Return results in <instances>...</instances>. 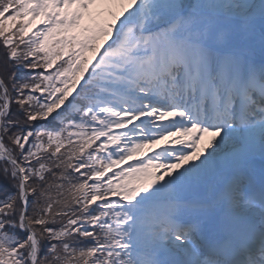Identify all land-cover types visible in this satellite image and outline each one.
Here are the masks:
<instances>
[{
    "label": "snow or ice",
    "instance_id": "6c2138e0",
    "mask_svg": "<svg viewBox=\"0 0 264 264\" xmlns=\"http://www.w3.org/2000/svg\"><path fill=\"white\" fill-rule=\"evenodd\" d=\"M0 264H264V0H0Z\"/></svg>",
    "mask_w": 264,
    "mask_h": 264
},
{
    "label": "rangeland",
    "instance_id": "374dc122",
    "mask_svg": "<svg viewBox=\"0 0 264 264\" xmlns=\"http://www.w3.org/2000/svg\"><path fill=\"white\" fill-rule=\"evenodd\" d=\"M171 119V118H170ZM169 121H165V123H167ZM134 123H138V122H134ZM129 127H131V125H129ZM158 131V129H157ZM114 132H119V130H114ZM177 137V136H175ZM174 136H169L166 140H158V142L156 144H152L149 147L144 148L143 150H141L140 152H138L135 156L131 157L129 160L125 161L124 164L118 165L117 168H115L114 171H117L119 168H127L128 165H133L136 166L138 165L141 161H147V158L149 156H153L155 155L157 152H160L162 149L168 147L169 145H173L174 143H176V138ZM185 142L187 141V137H182ZM205 139H208V137H205ZM114 147V146H111ZM157 148V150H156ZM164 161H157V163H162ZM160 170L157 169V172H159Z\"/></svg>",
    "mask_w": 264,
    "mask_h": 264
},
{
    "label": "bare ground",
    "instance_id": "6f19581e",
    "mask_svg": "<svg viewBox=\"0 0 264 264\" xmlns=\"http://www.w3.org/2000/svg\"><path fill=\"white\" fill-rule=\"evenodd\" d=\"M205 140H207V139H205Z\"/></svg>",
    "mask_w": 264,
    "mask_h": 264
}]
</instances>
